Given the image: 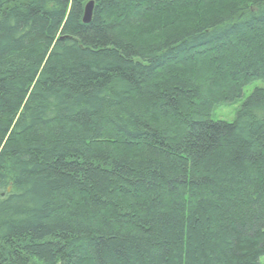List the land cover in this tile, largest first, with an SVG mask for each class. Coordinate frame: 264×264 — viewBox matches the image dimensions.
Listing matches in <instances>:
<instances>
[{"label": "trees", "instance_id": "trees-1", "mask_svg": "<svg viewBox=\"0 0 264 264\" xmlns=\"http://www.w3.org/2000/svg\"><path fill=\"white\" fill-rule=\"evenodd\" d=\"M0 0V264H261L264 0Z\"/></svg>", "mask_w": 264, "mask_h": 264}, {"label": "rangeland", "instance_id": "rangeland-1", "mask_svg": "<svg viewBox=\"0 0 264 264\" xmlns=\"http://www.w3.org/2000/svg\"><path fill=\"white\" fill-rule=\"evenodd\" d=\"M256 87L264 88V79H254L251 82H249L243 88L240 97L237 98L234 102L215 106L210 115L211 119L212 120L218 119L225 121L233 120L236 109L240 106L242 101L250 94V92ZM259 262L261 264H264V256L259 258Z\"/></svg>", "mask_w": 264, "mask_h": 264}, {"label": "water", "instance_id": "water-1", "mask_svg": "<svg viewBox=\"0 0 264 264\" xmlns=\"http://www.w3.org/2000/svg\"><path fill=\"white\" fill-rule=\"evenodd\" d=\"M92 8H93V1L90 0L85 4L83 9V16H82L83 23H88L90 21L92 15Z\"/></svg>", "mask_w": 264, "mask_h": 264}]
</instances>
